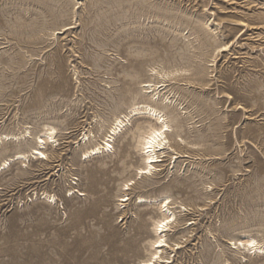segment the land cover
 I'll return each instance as SVG.
<instances>
[{"label":"rangeland","instance_id":"obj_1","mask_svg":"<svg viewBox=\"0 0 264 264\" xmlns=\"http://www.w3.org/2000/svg\"><path fill=\"white\" fill-rule=\"evenodd\" d=\"M0 136V264H264V0H0Z\"/></svg>","mask_w":264,"mask_h":264},{"label":"bare ground","instance_id":"obj_2","mask_svg":"<svg viewBox=\"0 0 264 264\" xmlns=\"http://www.w3.org/2000/svg\"><path fill=\"white\" fill-rule=\"evenodd\" d=\"M148 87H149V84H148ZM129 110H130L129 111L130 113L140 112V110H143V112L145 114L156 117V120H158L160 122L159 127H157V128H154V127L149 128V130L144 135H142L141 138H140L141 146H142V149L144 150V152L146 153V157H144V159H145V164L143 163L144 166L141 167V168L139 167V169H140V173L141 174H142V172H146L147 173V171H149L151 169V167H152L151 163L154 162V161H157L158 158H159V155L156 153V150L159 149L164 144V141H165V138H166L165 137V130H166L168 125L166 124V122L163 119H161L159 111H157L156 108L151 107V105H145V106L141 105V107L132 105ZM124 117H126V115ZM122 124H123V119L121 117H115L113 119L110 127L108 128L107 133L102 138V141L95 143L91 148L86 150L84 152V156L89 155V154L95 155V154H97V153H99L101 151L110 150L111 145L109 144V142L113 138V136L120 130ZM54 132H55L54 127L47 126L44 129V131L42 132V134L36 136V147L31 148V150L28 152L29 155L32 156V158H34V159H42L45 156L44 152H42L39 149L42 148V145H44L47 141L53 140ZM11 136L4 135V136H2V138L4 137V138L8 139ZM83 136H86V135H83ZM13 137L16 140L17 137L12 136V138ZM164 145H166V144H164ZM162 147H164V146H162ZM16 158H24L25 159V158H27V153L26 154L18 153V154H16ZM3 161L4 162L2 164L0 163L2 165V166L0 165V168H3L5 166L7 167V164L9 163L8 161H5V160H3ZM126 186H128V185L126 184ZM124 197L121 200H127V198L126 197L124 198ZM145 199L139 198L138 202L139 203L145 202ZM159 204L160 205L162 204V206H160V208L162 207V209H163V207H165L168 204L167 197H164L163 203H159ZM165 210H167V207H166ZM160 212H161V210H160ZM173 217H174V213L170 212L168 215L163 214L162 218H160L159 220L156 219L157 221L154 222V224H153L154 227L153 228L155 229L156 233L157 232H160V233L157 234L156 238L152 241L151 248L153 247L155 250L153 252H150L151 253V256H149L150 258L147 259V260H143L141 262V264L158 263V262H153V261H156L155 260L156 258H160L161 257L160 254H159L160 253L159 248L166 244L165 243L166 240L164 238L165 235H162L161 232H163L166 229V227L169 226L168 224L173 219ZM137 233L138 232H134L133 234H130L129 236H127L126 239H124L123 243L121 245L117 246V250H119L121 252H127L128 250H132L133 247H135L137 245V241L138 240L135 238ZM175 244H177V243H175ZM238 244L241 245L243 247V249L245 248L247 251H251L252 253H256L258 255L264 256V247H263V245L258 243L253 238H248V239L244 240V242L239 241Z\"/></svg>","mask_w":264,"mask_h":264}]
</instances>
